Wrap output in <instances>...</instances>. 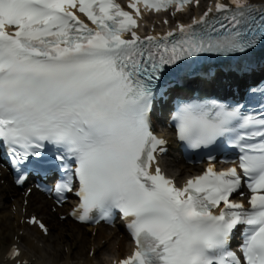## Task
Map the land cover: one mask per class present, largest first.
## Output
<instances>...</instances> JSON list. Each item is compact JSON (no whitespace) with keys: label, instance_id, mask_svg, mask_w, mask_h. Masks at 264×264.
Wrapping results in <instances>:
<instances>
[{"label":"snow or ice","instance_id":"snow-or-ice-1","mask_svg":"<svg viewBox=\"0 0 264 264\" xmlns=\"http://www.w3.org/2000/svg\"><path fill=\"white\" fill-rule=\"evenodd\" d=\"M192 3L129 0L130 12L116 0H0V149L14 183L53 177L36 187L61 207L76 199L60 220L121 216L135 249L116 264H264V85L175 96L169 127L186 152L207 149V165L178 185L161 164L169 140L154 131L156 99L200 60L244 71L264 45V0H213L190 23L140 34L141 4L174 6L175 18ZM214 153L231 166L218 169ZM24 223L49 234L36 215ZM6 256L29 264L19 237Z\"/></svg>","mask_w":264,"mask_h":264},{"label":"bare ground","instance_id":"bare-ground-1","mask_svg":"<svg viewBox=\"0 0 264 264\" xmlns=\"http://www.w3.org/2000/svg\"><path fill=\"white\" fill-rule=\"evenodd\" d=\"M171 167V166H170ZM191 171L190 169H188ZM173 173L171 175L175 176V172L170 169ZM189 171H186L188 173ZM185 174V171L181 172V174ZM187 176V175H184ZM1 189V188H0ZM34 202H38L36 199H32V204L28 207L31 212L38 213L43 219L47 212V205L48 201L40 200L39 204L36 205ZM1 210V209H0ZM22 217V212L20 209L12 215L10 209L4 208L0 212V219L4 218L7 222L10 223L11 226L16 225V221ZM50 222V227L52 229V238L50 240H45V244L42 247L33 243V240L37 238L34 234H29L28 232L19 237L24 244L23 253L26 260H34L38 264H71L75 261L77 264H85L91 262L93 258L88 257L86 254L81 255L78 251H74V247L78 246L81 243H89L92 244L95 242L96 239H92L88 235V230L82 227H77L74 225H70L69 227H65L63 224L56 223L54 220L45 217ZM15 223V225H14ZM35 232V229H31ZM36 233V232H35ZM108 232H105V229H97L96 235L106 237L109 239L106 247L104 248L105 251H109L112 257L118 256L123 250H130V245L126 244L123 240H119V242H115L117 240H113L114 237H109ZM42 238V236H40ZM40 240H38L39 242ZM120 243V247L118 250L114 249L116 244ZM61 246H67V252L61 250ZM9 246L0 247V264H11L9 260H6V252ZM102 249L100 245H97V253ZM94 250V251H96ZM82 254V253H81ZM105 258L101 257L99 264H109Z\"/></svg>","mask_w":264,"mask_h":264},{"label":"rangeland","instance_id":"rangeland-1","mask_svg":"<svg viewBox=\"0 0 264 264\" xmlns=\"http://www.w3.org/2000/svg\"><path fill=\"white\" fill-rule=\"evenodd\" d=\"M80 248H82L84 250V252L86 253L87 248H84V247H80ZM62 249H63V247H62ZM105 254H107V253H105Z\"/></svg>","mask_w":264,"mask_h":264}]
</instances>
